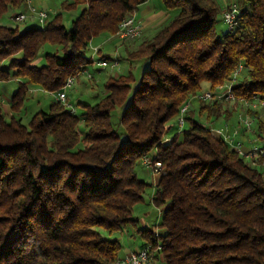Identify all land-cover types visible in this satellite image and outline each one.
Segmentation results:
<instances>
[{"label": "trees", "instance_id": "obj_1", "mask_svg": "<svg viewBox=\"0 0 264 264\" xmlns=\"http://www.w3.org/2000/svg\"><path fill=\"white\" fill-rule=\"evenodd\" d=\"M149 1H65L64 11L82 8L70 30L61 13L38 28L0 25V82L25 81L10 101L11 115L0 109V264L120 260L116 237L136 228L135 205L151 187L138 174L140 167L150 173L145 158L163 169L153 196L163 208L159 229L137 231L143 246L161 245L155 261L264 264V172L205 126L223 106L197 103L185 116L188 128L166 137L168 123L203 84L214 89L241 65L237 94L264 90V0L236 1L238 26L222 32L225 5L216 0H160L171 19L126 50L131 64L142 63L138 81L131 70L109 78L97 103H79L80 117L57 100L28 124L20 116L32 86L61 92L95 63L86 56L90 43L116 36ZM25 4L0 0V21ZM47 44L59 49L37 66Z\"/></svg>", "mask_w": 264, "mask_h": 264}, {"label": "rangeland", "instance_id": "obj_2", "mask_svg": "<svg viewBox=\"0 0 264 264\" xmlns=\"http://www.w3.org/2000/svg\"><path fill=\"white\" fill-rule=\"evenodd\" d=\"M65 1L71 0H32L30 9L34 8L37 12L43 11L48 13L49 19L54 17L56 14H63L64 25L68 30H70L73 21L78 17L82 8L77 7L76 9L71 11H64L63 3ZM234 1L236 2L238 0H216L220 7H223L224 5L226 7ZM149 5L157 6L159 5V0H150ZM19 13H24L28 17L24 23L18 25L21 30H25L29 27L38 28L43 26L38 22L36 15L32 14L30 10H28L27 4H25L20 10L9 12V14L3 19V21H0V25L1 22H3L15 27L16 24L13 20V16ZM221 18L222 17L220 15L219 20H221ZM226 29V26L222 22L217 26L218 32H222L223 30L225 31ZM140 38L141 36L136 38L135 40L123 41L124 43L122 45V43L118 39L104 35L96 38L90 43L86 51V56L87 58L94 59L95 63L90 65V68L86 71L89 74H92L93 79H88L87 74L81 75L80 78L75 82V84L66 91L68 105L75 110L77 116L80 117L85 111V108L82 105H79V103L92 106L97 103L100 98H102L105 93L104 84L107 82L111 75H126L131 70L133 78L137 81L139 80L142 73V63L136 62L131 64V62L128 60L126 49H136L142 43L139 42L137 47H135L136 42L140 41ZM96 48H101L102 52L100 54L94 53L93 49ZM58 49L59 47H54L49 44L45 45L41 49L39 58L37 59L35 64L40 67L46 65V56L48 54H54ZM103 56L111 57L112 60L115 61L119 59V62H117V68L112 69L110 67L112 63H109V66L107 68H101L100 66H98L97 62L100 61ZM24 82L25 81H23L22 79H10L9 81L0 82V109L4 114H8L5 107L8 106L7 104L10 98H12L17 91L20 83ZM209 87V84H203L202 92L207 91ZM55 100V95L46 92L40 87L32 86L30 88V92L27 95V98L25 99L20 116L23 118L24 122L28 124L36 113L41 111L49 112L50 106L54 103ZM195 105H197V103H195ZM177 121L178 118H175L168 123V127H172V129L166 135L168 139H171L175 134L188 128V125L185 124L183 129H179ZM200 121L203 123L206 121V119L202 118L200 119ZM80 131L82 134L85 133V129L83 127H81ZM138 174L139 177L147 184H150L151 187L148 188L143 201L135 205L133 215L134 218L138 221L136 224V228L144 229L147 227L148 229L154 231V229L156 228L159 229L158 226L162 220L163 208H158L153 203V196L155 193V186L153 185V174L146 172L143 167H140L138 169ZM132 230H134V227H129L127 231L131 232ZM157 232H159V230ZM139 240L141 241L142 239Z\"/></svg>", "mask_w": 264, "mask_h": 264}, {"label": "built area", "instance_id": "obj_3", "mask_svg": "<svg viewBox=\"0 0 264 264\" xmlns=\"http://www.w3.org/2000/svg\"><path fill=\"white\" fill-rule=\"evenodd\" d=\"M25 3L28 10L36 15L38 22L44 25L49 19L48 13L43 11L37 12L34 8L30 9L32 0H25ZM239 15L240 11L237 2L234 1L225 7L222 18L224 25L229 31L234 30L238 26ZM27 18L24 13L13 16L16 26L24 23ZM141 34V25L135 17H132L120 25L116 37L122 41H127L135 40ZM93 51L94 53H98L99 49L96 48ZM97 64L101 68H107L109 61L102 60L98 61ZM117 66L118 64L115 61L112 62L110 67L113 69L117 68ZM243 70V66H239L228 82L218 85L214 89L204 91L185 103L180 109L177 124L179 129H183L185 116L193 109L195 103L221 104L223 106L222 115L215 122H206L205 126L215 139L223 140L240 157L264 172V90L249 96L238 95L235 91V86ZM86 74L87 78L90 79L91 75L88 72L84 71L82 73V75ZM80 76L69 78L61 92L57 94L51 93L55 95L57 101L64 104L72 113L75 110L68 105L66 91L75 84ZM168 141H165V143ZM143 163L154 177H159L162 174L161 164H153L149 158H145ZM155 237H159L157 231L155 232ZM161 250L162 247L159 243L156 245V248L151 244H147L141 249L116 261L114 264H153Z\"/></svg>", "mask_w": 264, "mask_h": 264}, {"label": "crops", "instance_id": "obj_4", "mask_svg": "<svg viewBox=\"0 0 264 264\" xmlns=\"http://www.w3.org/2000/svg\"><path fill=\"white\" fill-rule=\"evenodd\" d=\"M149 2L146 3L145 5H143L135 15V18H136L137 22L141 25V29H142L140 41L136 42L135 47H137L139 42H144L146 40L151 39L154 36V34L156 33V31L161 26L166 24L172 17V15L163 7L160 0H159V5H157V6L156 5L151 6V5H149ZM1 21H3V20H1ZM1 25L6 26V27H14V26H11L9 24H5L3 22H1ZM112 38L118 39L123 45L124 42L122 40H120L119 38H117V37H112ZM136 49H132V50L126 49V50L135 51ZM100 50H102V49L100 48ZM117 61L119 62V59ZM117 75L118 74L111 75L109 78L117 77ZM11 99L12 98H10V100L7 104L8 106L5 107L7 109L6 110L8 113L7 115H11V108H10ZM158 178L159 177H154V179H153V185L154 186L156 185ZM144 229H148V228L146 227ZM127 230L124 233H122L121 235L116 237V239L119 240L123 246V249L121 252V259L126 257L128 254H130L134 251H137L138 249H141L145 243L144 240H141V241L139 240V239H142L141 236L137 233V231L139 229L134 228V230H132L131 232L127 231ZM149 230H151V229H149ZM153 264H163V261H162V259H159V260L155 261Z\"/></svg>", "mask_w": 264, "mask_h": 264}]
</instances>
